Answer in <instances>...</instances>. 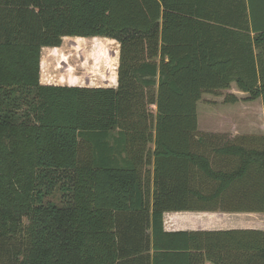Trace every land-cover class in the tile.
<instances>
[{"label": "trees", "instance_id": "1", "mask_svg": "<svg viewBox=\"0 0 264 264\" xmlns=\"http://www.w3.org/2000/svg\"><path fill=\"white\" fill-rule=\"evenodd\" d=\"M64 38L115 41L117 87L41 85ZM231 85L264 113V0H0V264H264V230L163 226L264 216V148L198 131Z\"/></svg>", "mask_w": 264, "mask_h": 264}, {"label": "rangeland", "instance_id": "2", "mask_svg": "<svg viewBox=\"0 0 264 264\" xmlns=\"http://www.w3.org/2000/svg\"><path fill=\"white\" fill-rule=\"evenodd\" d=\"M72 39L76 38L63 39L59 50H52L51 48L41 49L39 78L42 83L58 86L59 84L67 83L66 79H74V86L84 88L106 87L105 80L112 76L113 72L111 70L115 66V54H118L116 53L118 52L116 42H111L107 38L96 41ZM231 94L237 99V102L231 105L232 109L229 111L231 117L217 118L213 112L227 107L228 104L226 105L224 100ZM245 98L246 95L238 91L235 85H232L226 91L218 92L217 95H203L201 101L197 103L199 133L206 134L211 132L231 136L235 135L232 132L236 129L239 138L243 137L242 135L244 134L258 133L261 130L257 121L256 110L259 102L248 104ZM259 101L261 102L260 98ZM245 107H248L246 109L248 114L244 113ZM208 110L210 112H207ZM151 147L153 148L152 145ZM257 216H254L253 219H250L252 217L249 216L239 217L238 221L242 223L240 225L248 226L251 229L259 228L264 230V217ZM168 220L164 218V226L167 225Z\"/></svg>", "mask_w": 264, "mask_h": 264}, {"label": "crops", "instance_id": "3", "mask_svg": "<svg viewBox=\"0 0 264 264\" xmlns=\"http://www.w3.org/2000/svg\"><path fill=\"white\" fill-rule=\"evenodd\" d=\"M66 39V38H64ZM102 39V38H101ZM76 40V39H72ZM111 42H115L111 40ZM117 44V43H116ZM118 45V44H117ZM52 50L60 49L58 48H51ZM118 54H115V66L111 70L113 72L112 76H110L109 79H106L105 84L106 87L102 88H110L115 89L118 85V77H117V69H118V63H119V45H118ZM67 83L65 84H59L58 86L61 87H78L74 86L75 80L74 79H66ZM39 82L41 85H47L43 84L41 79L39 78ZM56 86V85H53ZM232 86V85H231ZM100 88V87H99ZM226 91V90H225ZM242 93V92H241ZM245 94V93H243ZM233 95V94H232ZM246 95V102L249 103H256L257 101L259 104H257L256 110H257V121L260 124V129L258 133L256 134H244L242 135L244 139H241L238 137L239 135L236 132V129L234 132L235 135H226V134H216V133H206V134H213L217 136H221L219 143L221 145H241L246 147L247 149H257L262 150L264 148L263 144V137H264V113H263V106H262V100L261 102L258 99H255L253 101H247L248 94ZM203 97V96H202ZM202 99V98H201ZM261 99V98H260ZM201 101V100H200ZM199 101V102H200ZM227 105V104H226ZM232 104H228L227 107H224L223 109H219L217 112L214 111L213 114L220 119H224L227 116H230L229 111L232 109ZM248 107H245L244 113L248 114L246 111ZM226 111V112H225ZM207 112H210L209 110ZM219 112V113H218ZM243 112V108H242ZM226 113H228L226 115ZM252 116V114H250ZM231 117V116H230ZM228 120V119H227ZM250 123L252 121L249 120ZM253 130V129H252ZM221 157V167H232L229 166L230 161L234 160L233 156H225L222 155ZM230 160V161H228ZM228 161V162H227ZM259 215V216H257ZM252 217L250 219H253L254 216L257 217H264L262 214L259 213H224V212H168L163 215V226H164V218L169 219L166 226H164L165 231L167 232H178V231H185V232H224V231H233V230H248L251 229L248 226L240 225L238 221L239 217ZM246 222V221H245ZM261 225H263L261 223ZM257 230H263V229H257ZM202 264H211L208 261L203 262Z\"/></svg>", "mask_w": 264, "mask_h": 264}]
</instances>
